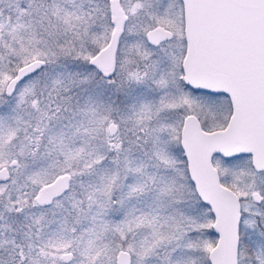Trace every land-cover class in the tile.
<instances>
[{"label": "snow or ice", "instance_id": "6c2138e0", "mask_svg": "<svg viewBox=\"0 0 264 264\" xmlns=\"http://www.w3.org/2000/svg\"><path fill=\"white\" fill-rule=\"evenodd\" d=\"M0 264H264V0H0Z\"/></svg>", "mask_w": 264, "mask_h": 264}]
</instances>
